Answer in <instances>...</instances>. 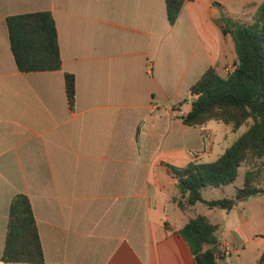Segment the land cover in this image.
<instances>
[{
	"label": "crops",
	"instance_id": "1",
	"mask_svg": "<svg viewBox=\"0 0 264 264\" xmlns=\"http://www.w3.org/2000/svg\"><path fill=\"white\" fill-rule=\"evenodd\" d=\"M35 12L55 21L60 70L16 68L6 19ZM217 13L212 0H185L170 25L164 0H0V258L10 201L23 194L44 264H195L177 231L196 206L173 202L166 165L212 162L227 148L228 126H186L176 113L190 110L188 90L208 68L233 66ZM216 211L222 246L236 249L224 263L248 250L256 264L264 193Z\"/></svg>",
	"mask_w": 264,
	"mask_h": 264
},
{
	"label": "trees",
	"instance_id": "2",
	"mask_svg": "<svg viewBox=\"0 0 264 264\" xmlns=\"http://www.w3.org/2000/svg\"><path fill=\"white\" fill-rule=\"evenodd\" d=\"M185 0H164L170 25L178 18ZM215 4L214 2L212 3ZM222 35L233 44L235 60L231 70L220 75L208 68L189 88L190 110L181 118L186 126L219 122L233 133L246 125L244 133L212 162L194 161L183 168L166 165L176 179L178 208L185 212L198 203L207 210L230 211L239 203L264 193L256 186L264 168V1L257 6L250 23L220 16L213 20ZM10 51L21 73L61 69L55 21L49 12L10 16L6 19ZM64 89L70 110L75 103L74 76L65 74ZM254 163L231 198L204 200L205 188L222 189L238 177L242 164ZM260 163V166L257 164ZM218 226L205 215L194 214L177 231L187 243L195 264H225ZM2 264H44V253L30 201L26 195L12 197L5 230ZM256 264H264V251Z\"/></svg>",
	"mask_w": 264,
	"mask_h": 264
},
{
	"label": "rangeland",
	"instance_id": "3",
	"mask_svg": "<svg viewBox=\"0 0 264 264\" xmlns=\"http://www.w3.org/2000/svg\"><path fill=\"white\" fill-rule=\"evenodd\" d=\"M264 0H212V3L214 2V6L217 8L218 13L217 15L225 16L232 18L234 20H238L239 22L243 23H250L252 21V17L254 15V12L259 5ZM150 64V63H149ZM223 66V65H222ZM221 66V67H222ZM218 68V72L220 75L225 76L228 72L227 69H230L231 66L224 67V68ZM148 69V67H147ZM213 125L221 123H214ZM246 130V125L240 127V129L237 131V133L230 132L228 134V138L226 143L228 147L236 137L244 133ZM260 166V163H257ZM255 166L254 163L251 164H242V166L238 170V177L237 179L230 185L224 186L222 189H212V188H205L202 192V198L204 200H210V199H220L223 197L231 198L234 195V191L237 187H240L243 182V176L246 170H251ZM256 186L263 187L264 188V168L262 169V172L260 173L259 178L257 179ZM196 206V212L197 214H202L207 217V219L211 223H220V218L216 214H221L220 211H212L207 210L203 204L198 203ZM250 251L248 250H240L239 256L236 257L233 256V264H250L249 257Z\"/></svg>",
	"mask_w": 264,
	"mask_h": 264
},
{
	"label": "built area",
	"instance_id": "4",
	"mask_svg": "<svg viewBox=\"0 0 264 264\" xmlns=\"http://www.w3.org/2000/svg\"><path fill=\"white\" fill-rule=\"evenodd\" d=\"M152 68L151 64H148V73L150 72V69ZM232 68V67H231ZM230 69H227L226 71L229 72ZM177 116L182 118L185 116V113L181 109H176ZM236 249L231 245H223L222 252L225 257H230L232 253H234Z\"/></svg>",
	"mask_w": 264,
	"mask_h": 264
}]
</instances>
